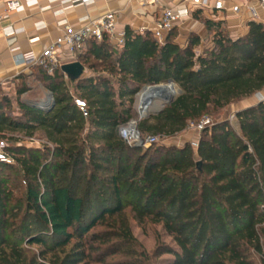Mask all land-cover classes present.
Returning <instances> with one entry per match:
<instances>
[{"label": "trees", "instance_id": "1", "mask_svg": "<svg viewBox=\"0 0 264 264\" xmlns=\"http://www.w3.org/2000/svg\"><path fill=\"white\" fill-rule=\"evenodd\" d=\"M203 24L212 47L202 54L198 36L181 47L175 29L157 43L126 28L120 49L106 37L88 39L77 60L94 76L75 81L74 95L59 68L47 74L38 66L52 96L48 111L18 103L20 118L12 119L0 99L1 139L39 131L44 142L3 149L13 164L0 163V264H145L130 222L159 226L171 239L172 246L157 234L152 256H170L164 264H264V99L237 111L236 127L222 120L202 131L196 149L133 147L117 133L144 85L173 81L183 90L137 121L138 133L154 139L264 89V26L251 21L232 39L222 22ZM96 225L102 230L90 232ZM23 245L39 250L28 255Z\"/></svg>", "mask_w": 264, "mask_h": 264}, {"label": "crops", "instance_id": "2", "mask_svg": "<svg viewBox=\"0 0 264 264\" xmlns=\"http://www.w3.org/2000/svg\"><path fill=\"white\" fill-rule=\"evenodd\" d=\"M210 1L212 4L215 0ZM221 1L223 10L213 11L198 10L180 0H0V99H7L9 106L14 96L19 98L18 103L28 107L48 105L52 96L44 87L36 61L40 52L62 34L63 28L57 25L58 21H64L68 28L76 30L87 20L114 13L116 23L113 35L106 36V39L118 49L121 45L116 44V40L126 28L136 33L139 27H144L149 32L164 8L187 7L189 11V15L174 28L179 33L174 42L181 47L186 45L190 34L198 36L201 43L208 34L204 24L196 21L194 18L196 16L204 15L205 19L222 22L224 30L232 39L244 36L248 31L247 24L255 21L249 11L251 7L259 15V20L256 22L264 26V12L255 0ZM5 27L15 31L11 44H8L1 34V29ZM86 41L80 51L85 49ZM199 48L201 47L197 49ZM56 53L60 65L76 61L82 66V73L77 80L94 76L93 72L77 60V55L72 58L63 47ZM34 78L40 80L41 85L38 86L40 95L44 98L46 96L47 100L30 97ZM63 79L69 93L74 95L72 86L77 80L70 81L64 75ZM20 89L24 91L17 96L16 91ZM262 99H264V89L237 104L226 107L227 112L235 114L237 111L256 105Z\"/></svg>", "mask_w": 264, "mask_h": 264}, {"label": "built area", "instance_id": "3", "mask_svg": "<svg viewBox=\"0 0 264 264\" xmlns=\"http://www.w3.org/2000/svg\"><path fill=\"white\" fill-rule=\"evenodd\" d=\"M180 1L190 5L191 7H195L198 10L211 9L213 11H221L224 8L221 0H215L212 4L210 0ZM255 1L257 2L258 7L264 12V0ZM249 11L253 20H259V15L254 8L251 7ZM188 15L189 11L187 7L164 8L154 21L153 27L149 33L157 43H162L169 32ZM115 23L116 19L114 13H107L95 19L87 20L82 27L76 30L68 28L64 21H58L57 25L63 28V32L50 45L40 52V55L36 61L37 66L44 69L47 74H51L54 68H58V66L60 67L56 52L61 47H63L72 58H75L85 40L93 39L94 41H100L103 37H111L113 35ZM145 31L146 29L144 27H139L135 32L142 34ZM1 34L8 44L13 42V37L15 34L13 29L10 27L2 28ZM122 40L123 34L116 40V44L121 45ZM73 104L80 111L82 116L85 117L86 107L84 102L78 98H74ZM229 119H234V116L232 115ZM190 124L191 130L198 136L202 131L210 128L214 124V121L208 116H203L198 121ZM117 133L119 138L129 146L138 145L140 141H142L141 146H144L145 144L153 143L155 140L154 138H150L148 136L141 138L138 131L136 130L135 122L132 120L128 121L124 125H121L118 128ZM190 144L194 149H196L198 145V139L190 141ZM4 147L5 143L0 141V163L8 165L13 164L12 158L4 153Z\"/></svg>", "mask_w": 264, "mask_h": 264}, {"label": "rangeland", "instance_id": "4", "mask_svg": "<svg viewBox=\"0 0 264 264\" xmlns=\"http://www.w3.org/2000/svg\"><path fill=\"white\" fill-rule=\"evenodd\" d=\"M196 21L199 24H203V21L205 19L204 15L196 16L194 17ZM178 32L174 31L173 32V40L178 36ZM212 47L211 44V33H208L206 38L203 39V42L201 43V48L196 50V53L202 54L203 51L210 49ZM85 66V65H84ZM33 89L31 93V98H43V100H47V97L45 98L40 95V90L38 89L39 85H41L40 80L35 79L31 83ZM138 96V95H137ZM135 97L133 100V117L132 121L135 122V125L137 121L141 118L138 116L137 108H138V97ZM175 96H178V93L175 94ZM19 101V98L14 96L11 98V104L9 106V110L5 111L9 117L12 119H19L20 118V112L18 111L17 103ZM159 101L158 100H152L150 104L148 105L147 115H152L150 114L153 112L158 106H159ZM239 103V102H238ZM237 104V103H236ZM234 116V114H230L227 112V108L219 112L218 115H209L208 117L214 121V123L220 122L222 120H228L234 127H236V121L234 119L230 120L229 118L231 116ZM146 116L144 118H146ZM137 130V129H136ZM140 135V134H139ZM200 135H196L193 133L191 130V124L189 123L186 127V129L172 137V138H162L158 139L156 138L153 143L157 145H162V146H182L185 143H190L192 140L199 139ZM4 139L0 138V141L3 143H7L8 145L12 146H22V147H33V148H41L44 145L43 139L41 137V133L39 131H36L31 138L26 137L23 135L21 132H4L3 133ZM140 137H145L144 135H140ZM31 139V140H30ZM37 143V144H36ZM145 147V146H143ZM36 229V228H35ZM130 229L133 237L136 239L137 243L140 245L141 249L144 251V253L150 258L147 263L145 264H164L165 261L168 259H171L170 256L168 255H162L159 258L155 259L152 254L155 250L156 247V240H157V234H159V240L163 242L164 244L168 245H173L171 242V239L168 238L167 236H164L162 232L160 231L159 226H153V225H144V227H138L136 223L130 222ZM102 228L98 225H96L93 229L90 230V232H96L100 231ZM28 253V255H33L36 254L39 250L38 246H22ZM118 259H121L120 256H115V257H109L105 260V262H114L117 261ZM256 263L259 264L258 258H255Z\"/></svg>", "mask_w": 264, "mask_h": 264}, {"label": "water", "instance_id": "5", "mask_svg": "<svg viewBox=\"0 0 264 264\" xmlns=\"http://www.w3.org/2000/svg\"><path fill=\"white\" fill-rule=\"evenodd\" d=\"M59 69L62 72V74L67 79H69L70 81L77 80L82 73V66L76 61L66 63V64H62V65H60ZM161 84L175 85L178 89V95L183 93V90L173 81H163V82H160V83L155 84V85H144L136 93V96L145 87L149 88L150 92H152V93L150 95H146V96L144 95L143 97L139 98L138 105H137L138 106V108H137L138 114L141 112H144L152 100H158L160 102L159 106L153 112L150 113V114H157L160 112V110L162 109V107L164 105L170 104L176 98V97H174L171 99L167 94L163 93V91L157 87ZM52 106H53V101H52V99H50L49 103L46 107H41L39 105H33L32 107L36 108L38 110L48 111L51 109ZM145 116L146 115H140L139 118H144ZM148 116L149 115H147L146 117H148ZM141 143H142V141H140L138 145H133V147H141ZM196 167H197V170L199 172H201V162H197Z\"/></svg>", "mask_w": 264, "mask_h": 264}, {"label": "bare ground", "instance_id": "6", "mask_svg": "<svg viewBox=\"0 0 264 264\" xmlns=\"http://www.w3.org/2000/svg\"><path fill=\"white\" fill-rule=\"evenodd\" d=\"M159 89L163 91V93L167 94L171 99L176 97L175 94L178 93V89L175 85L172 84H161L157 86ZM152 92H150L149 88H143L139 93H138V100L139 98L143 97L144 95H150ZM148 109H146L144 112L139 113L138 115H145L147 113Z\"/></svg>", "mask_w": 264, "mask_h": 264}]
</instances>
